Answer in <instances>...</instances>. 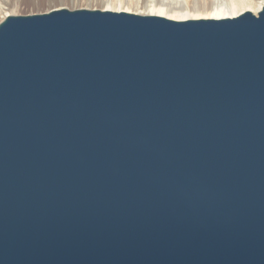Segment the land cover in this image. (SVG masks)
<instances>
[{
  "label": "water",
  "instance_id": "obj_1",
  "mask_svg": "<svg viewBox=\"0 0 264 264\" xmlns=\"http://www.w3.org/2000/svg\"><path fill=\"white\" fill-rule=\"evenodd\" d=\"M0 264H264V9L5 19Z\"/></svg>",
  "mask_w": 264,
  "mask_h": 264
},
{
  "label": "bare ground",
  "instance_id": "obj_2",
  "mask_svg": "<svg viewBox=\"0 0 264 264\" xmlns=\"http://www.w3.org/2000/svg\"><path fill=\"white\" fill-rule=\"evenodd\" d=\"M79 1L72 0L73 3ZM93 1L91 0V2ZM111 1L113 2V0H108L109 4L106 7H102L100 11L128 13L140 16H156L176 22L200 19H234L248 12L257 16L264 9V0H162L159 3L147 2L144 6L145 11L139 12L140 7L143 5L140 0H126L127 3L124 4L127 7L119 0H115V7H112L110 5L112 3ZM79 6L85 7L82 4ZM95 7H98V5H92L90 8L82 9L98 10ZM3 15L4 20L10 16H16L15 14Z\"/></svg>",
  "mask_w": 264,
  "mask_h": 264
},
{
  "label": "rangeland",
  "instance_id": "obj_3",
  "mask_svg": "<svg viewBox=\"0 0 264 264\" xmlns=\"http://www.w3.org/2000/svg\"><path fill=\"white\" fill-rule=\"evenodd\" d=\"M113 0V4L110 5L115 7L116 1ZM122 1L123 4L127 3L126 0ZM136 1V0H135ZM142 7H140L139 12L145 11V4L147 2L159 3L162 0H140ZM84 5L85 7H80L79 5ZM108 0H80L79 2L73 3L72 0H0V23L4 21L3 14L10 15L15 14L16 16H31V15H41L49 13L56 9L66 8L69 10H78L82 8H90L92 5H98V10H102V7L108 5ZM127 7L126 4H124ZM134 8V7H133ZM135 9V8H134Z\"/></svg>",
  "mask_w": 264,
  "mask_h": 264
}]
</instances>
